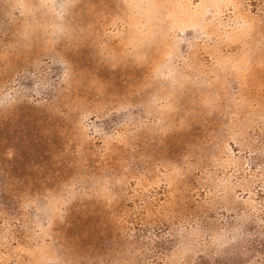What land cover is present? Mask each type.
<instances>
[{"label":"rangeland","instance_id":"obj_1","mask_svg":"<svg viewBox=\"0 0 264 264\" xmlns=\"http://www.w3.org/2000/svg\"><path fill=\"white\" fill-rule=\"evenodd\" d=\"M0 264H264V0H0Z\"/></svg>","mask_w":264,"mask_h":264},{"label":"snow or ice","instance_id":"obj_2","mask_svg":"<svg viewBox=\"0 0 264 264\" xmlns=\"http://www.w3.org/2000/svg\"><path fill=\"white\" fill-rule=\"evenodd\" d=\"M62 6L63 7H68V6H70V4L68 2H66ZM64 72H65V76L66 77H70L71 76V68H70V66L67 63H65V65H64Z\"/></svg>","mask_w":264,"mask_h":264}]
</instances>
